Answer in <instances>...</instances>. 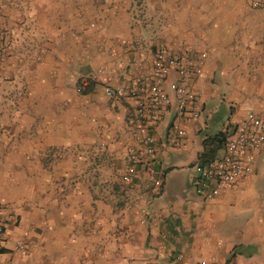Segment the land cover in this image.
Instances as JSON below:
<instances>
[{
	"label": "crops",
	"instance_id": "0c3cea01",
	"mask_svg": "<svg viewBox=\"0 0 264 264\" xmlns=\"http://www.w3.org/2000/svg\"><path fill=\"white\" fill-rule=\"evenodd\" d=\"M251 1L177 0L144 23L117 1L0 0L15 36L0 116V177L13 189L0 198V264H141L177 252L188 263L264 264L256 169L210 201L190 187L191 164L217 131L247 112L264 119V7ZM160 47L191 49L202 73L190 82L199 116L179 120L184 136L168 135L173 103L154 129L164 173L156 193L141 183L143 166L121 181L138 143L134 102L106 97L102 83L139 74ZM88 74L99 83L81 93Z\"/></svg>",
	"mask_w": 264,
	"mask_h": 264
},
{
	"label": "built area",
	"instance_id": "2783aa9c",
	"mask_svg": "<svg viewBox=\"0 0 264 264\" xmlns=\"http://www.w3.org/2000/svg\"><path fill=\"white\" fill-rule=\"evenodd\" d=\"M251 5L254 8L264 7V0H252ZM10 33L8 25L0 21V61L11 50ZM201 73L202 66L191 49L173 51L160 47L139 74L130 77L125 73H116L114 76L118 83L115 86H104L106 97L128 98L134 102L129 122L138 137V143L127 150L126 166L121 175L123 183L132 182L139 167L143 166V187L151 192L159 191L163 172L156 166L153 158L156 151L154 129L170 111L173 103L175 118L169 124L168 135L172 139L184 136L179 120L187 116L195 119L199 116V95L190 82ZM87 84V81L82 82L81 88ZM224 131L227 136L218 154L214 157H199L190 167V187L201 201L213 200L221 190L233 189L242 177L253 173L254 155L264 149V119L254 112H247L240 121L228 125ZM5 236L6 218L0 207V249ZM23 248V243H16L15 249ZM141 264L208 262L202 259L188 263L184 254L177 252L166 260H147Z\"/></svg>",
	"mask_w": 264,
	"mask_h": 264
},
{
	"label": "rangeland",
	"instance_id": "374dc122",
	"mask_svg": "<svg viewBox=\"0 0 264 264\" xmlns=\"http://www.w3.org/2000/svg\"><path fill=\"white\" fill-rule=\"evenodd\" d=\"M92 1H95V0H92ZM105 1H107L111 5H113L116 1H117V3L122 4L123 15L126 19H130V20L136 19V20H139L141 22L146 23V21H148L149 19L150 20L154 19L155 14L159 15V13L161 14L162 10H164V9L168 10L169 7L171 5H173V2H175L177 0H105ZM16 3H17V0H16ZM12 6L18 8V5L15 4V2L13 3ZM0 16H2V15L0 14ZM0 21L4 22L6 25H8L6 21L2 20V18H0ZM13 29L14 28H12V29L10 28V32H11L10 36H11V40H12L11 50H10L9 54L3 60L0 61V116L2 115V109H3V103H4L2 86H3V84L11 83V82H13L12 80H14V79L10 78L9 74L4 70L6 63L9 60L8 58L10 56L14 55V52H15V36H14ZM32 63H35V61H33ZM116 73H118V72H116ZM114 75H113V78L115 80H118L117 78H115ZM78 81H81V83L84 81H87V83L92 82V84H93L92 87L96 83H99V81H97L95 74H88L87 76L80 78ZM102 85L104 88L105 85H112V84L102 83ZM112 86H115V85H112ZM254 162H255V169L257 171L256 173H257L258 179H259L257 188H258V191L264 193V149L255 153ZM1 179L2 178L0 177V198H2L1 196H3L4 193H7L10 190H13V189H10L9 186L4 185V183H2V181H1ZM263 193H261V194H263ZM7 204H8V202L2 203L0 200L1 206L5 207Z\"/></svg>",
	"mask_w": 264,
	"mask_h": 264
},
{
	"label": "trees",
	"instance_id": "16d2710c",
	"mask_svg": "<svg viewBox=\"0 0 264 264\" xmlns=\"http://www.w3.org/2000/svg\"><path fill=\"white\" fill-rule=\"evenodd\" d=\"M89 82V81H88ZM92 82H89L83 89L81 88V81L77 82V87L78 90L81 93H87L91 90L92 88ZM227 136V132L224 130H219L214 134V137L210 139V141H208L209 145L211 146L210 149L204 153L201 154L200 157H214L215 155L218 154V152L220 151L223 143L225 142ZM204 142H207V139L204 140ZM163 178H164V173L162 174V184H163ZM162 187V186H161ZM161 190V188L159 189ZM157 193V192H156ZM3 249H0V252H2ZM234 255V254H233Z\"/></svg>",
	"mask_w": 264,
	"mask_h": 264
}]
</instances>
